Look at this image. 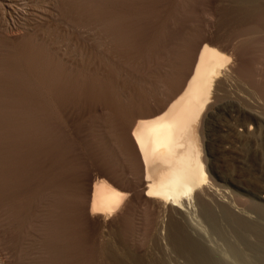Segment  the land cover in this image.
Masks as SVG:
<instances>
[{
  "label": "bare ground",
  "instance_id": "6f19581e",
  "mask_svg": "<svg viewBox=\"0 0 264 264\" xmlns=\"http://www.w3.org/2000/svg\"><path fill=\"white\" fill-rule=\"evenodd\" d=\"M57 1L56 3H59L61 8L69 10L70 14L67 13L66 16L73 19V27L81 33L89 32L91 34L92 42L91 40H88V42L93 43V45L91 44V47L88 49L85 47V41L81 44L79 42L76 44L78 56L80 58V63L78 62L79 64L77 66L63 64L62 62H64L65 59L61 61L58 56L50 55L51 51L48 53L43 44L40 48L39 46L33 47L34 45L32 46V44L27 45L26 43H22L24 46H21L25 48V51L20 52L17 51V44L16 46L14 44L11 49H7L8 52H6L7 50L5 49V52L0 53V223H3L4 219L8 220L9 218L10 222L13 221L16 225H24L25 223H22L23 215L21 212H25L27 209L26 207L29 203L28 198L30 196L28 192L35 186L37 187H35L34 190L40 187L46 190V192L45 195L41 196L40 200H38L40 204L43 203L44 206H42V208H44V214H41L44 220L42 219L43 222H41L39 219L40 223H38V225L42 223L44 237L40 243H36V245L39 244V263L84 264V261H81L79 258L81 254L84 255L83 253L85 251H80V247L82 246L78 238V227L81 224L86 225V228H88L86 229L87 234H92L89 238H93L92 236L95 235H93V233L97 229L99 233L103 232L104 230L102 229L104 225H106V222L126 205L125 202L127 198L130 200L132 197H128V195H132V193L129 194V190L119 188L116 183L109 182L110 180L108 181V178H106V180L105 176L103 177V175H106V172H110V174L114 172V164L116 162L121 161L123 163V168L125 164L127 171L124 170L126 173L122 174V172H124L122 171L123 169H119V171L117 170L118 167L115 169L116 173L114 175L117 174L116 176L127 179V182L133 181V179H138L137 183H140L139 180L142 182V195L144 198L142 202L144 203V205H142L143 221H147L146 218L149 213L146 212V208H149L147 207L149 202L154 201V204H156L158 208L157 212L155 210V213L159 212V214H161L166 205L174 206V208L177 209L184 208L182 206L185 205V199L193 195L195 188L200 190V185L207 177L200 136V123L204 115L203 112L210 102L213 91L220 86L219 84L221 81H219V75L223 71L222 68L229 62L230 55H232L225 53L226 51H224V48L217 44V32L215 31L213 33V31L206 28V26L208 23L213 24L214 22L218 24L222 22L233 23L234 26L237 27L236 29L234 28L236 37H242L243 40L247 41V46H251L249 39L257 31L258 25L250 24L249 19L260 9H264V0H210V5H207V3L205 4L204 0ZM205 2H207V0ZM204 18H206L205 22L200 24L199 21H202ZM233 40L235 42H232ZM232 41H229L230 47L236 48V46H238L236 40L232 38ZM242 42L244 43V41ZM88 46H90V44ZM237 50L239 49L237 48ZM236 51H234V53ZM21 62L22 65L26 66V69L16 65V63ZM245 64L246 62L242 64L240 68L238 67L239 69L237 68L238 70L236 71L238 77L240 76L239 78H243V80H247L248 74L245 70L248 64H246V66ZM251 68L249 66V69ZM231 73L228 72L227 75L225 74L226 80L228 74ZM234 73L229 77H232ZM234 77L236 78L237 75H234ZM234 77L230 78L232 79L230 82L233 81ZM250 77L251 76L248 78ZM221 78L223 79V77ZM125 79L132 80L131 82L134 81L137 83L138 87L140 86V91L137 90L134 98L131 94L132 91L125 87L124 90H120L123 91L121 97L120 94L119 96L115 95L117 91H114L115 94L113 93L112 84L119 83L120 86H124ZM236 79L234 81H236ZM245 80L244 83H248L245 82ZM236 82L239 83L240 81ZM238 83L235 84L234 82L233 85H237ZM114 84L113 87L115 86ZM117 86L118 85H116V87ZM144 86L150 87L149 89L151 90L149 91L148 89L149 95L141 91ZM242 86L247 87L248 84ZM258 87H260L259 90L262 88L261 94L264 95L263 87ZM117 88L119 89L120 87ZM160 88L163 89V92L158 91L159 94L157 96V92L155 91ZM247 88L250 89L251 87ZM256 89L258 88L256 87ZM241 91L240 89V92ZM253 91L254 89L249 91V93H254ZM252 95L250 94V98ZM258 96L262 97L260 91ZM253 97L255 98V96ZM213 100L211 99V101ZM262 100L260 101L262 102ZM80 106L83 107L84 111H87L85 109H92L91 107L94 106L98 107L100 111L98 120L104 128L105 141H103V139L95 141V139L94 144H90L91 149H89L91 153L93 151L92 155H94V160L96 159V161H98V166L102 168L98 174H92L91 172L80 173L78 171L77 168L79 167L77 166H79V163L77 164L78 154L76 146L72 148V151L69 147L67 148V144L65 143V137H67V135L64 136L63 134L67 131L64 129L63 132L61 131L65 125L63 114L67 112L69 115H66L69 117L71 116V112L73 113V111L78 110ZM120 110H123L122 112L126 114V120H122L121 116L119 120L116 116L115 111ZM92 112H94V110ZM74 113L73 115H75ZM77 118H75V122ZM132 121L133 123L129 128ZM84 122L82 121V123ZM78 123L79 122H77V124ZM92 130L93 129H91V131ZM83 133H85V131ZM88 133L90 134V132ZM72 138L73 137H71V139ZM70 145H74V143ZM82 155H84V153H82ZM81 162H84V160ZM93 163L95 164L96 162ZM117 165L118 164H116V166ZM82 171L83 170H81V172ZM117 182H120V180H117ZM122 183L125 184V181ZM128 183L130 186L131 183ZM128 183L124 186H127ZM137 183L135 181L136 185ZM137 186L139 187L140 184ZM40 188L38 190H40ZM136 188L134 186V189ZM139 190L138 193H141ZM196 190L195 193H198ZM34 192L35 193L31 195L37 193L36 191ZM33 197L31 196V198ZM141 197L140 194V198L137 199L143 200ZM202 201L203 200H201V203L204 202ZM30 202L32 204V200ZM228 202L226 201V203ZM229 204L231 203L229 202ZM38 206H36V208ZM200 206L201 205H199V207ZM205 206L206 209H204L205 207L202 208L204 212H208V214H206L207 212L205 214L206 216L209 215L211 219L209 221H214L213 223L217 224L220 218L219 213H217L218 211L216 212L213 210V205L209 207L205 204ZM223 207V217L229 220H227V222L231 225L232 230L234 224V227L236 226L242 231L241 233H245L244 231H246L245 234L250 232V234L254 235V233L257 232L261 240L264 238V233L260 229L261 232L257 229L258 226H255V229L252 222L251 225L243 220L244 217L240 219L239 216L238 218L237 214L239 212L235 214L232 211V213H234V215H232L227 211L229 210L228 207H226L227 209ZM33 209H35V207ZM121 211L124 212V210ZM152 211L154 212V210ZM41 212L43 213V210ZM37 213H39V211H37ZM19 214L22 216H19ZM32 215L30 214V216ZM41 215L39 214L40 217ZM157 215L158 214L155 216L154 214L155 218L159 216ZM235 215H237V217ZM36 217L38 216H35V218ZM115 217L118 218V216ZM25 218L27 219V217ZM117 218L115 219L117 223H119V219ZM152 218L151 216L149 217V222ZM111 219H113V217ZM157 219L158 218L155 220ZM155 220L153 221L154 226L149 225V222H147L149 224L144 222L143 224L152 226L151 229L153 228L155 232L156 227L162 224L160 218L158 219L159 221L161 220L160 222L158 221L155 223ZM205 220L207 221V219ZM34 221L32 222L34 223ZM91 221L94 227H91L92 225L90 226ZM37 222L39 221L37 220ZM180 222L181 221H174L171 223L168 239L173 244L179 246L182 250H180V252L187 253L192 262L196 264H207L205 261L209 257V259H211L213 254L210 253L211 256L209 254L207 255L208 257L205 256V254L208 253V248L207 253L203 254L200 249L201 246L199 247V245L203 243V240L202 243L198 240L200 244H197L194 240L195 235L192 238L190 233L187 232L188 230L186 231L187 228H185L184 224H180ZM126 224L129 223L127 222ZM218 224L217 228H219ZM38 225L36 226L38 227ZM130 225L131 224H129V226ZM3 226L7 228L6 224ZM127 226L128 225H124L123 227ZM188 226L191 227L190 224ZM37 227L34 229L36 232L38 230ZM20 228L23 227L21 226ZM38 228L41 229V227ZM149 228L150 227H148V229ZM238 229L235 228L234 230L237 231ZM8 230H10V228ZM250 230L253 231V233ZM20 231L22 232L23 230ZM20 231H16L17 234L18 232L20 234ZM117 231H114L116 232L115 237L118 235L120 238L119 240L123 241L122 238L125 239L126 237H124L123 234L125 229L123 231L118 229ZM144 231L142 230V232ZM247 231L249 232L247 233ZM3 232L1 231L2 234H4ZM11 232L12 231L9 232L10 236H12L10 234ZM238 232V235H240V231ZM227 233L228 231L226 232L227 236L230 235ZM37 234L39 233H36V235ZM219 234L221 233L219 232ZM5 235H3V237ZM214 235H217V233ZM7 236L5 237L8 238ZM241 236L244 237L245 235L241 234L240 237ZM237 237L239 239V236ZM242 237L240 239L244 241L243 239L248 236ZM127 238L125 240H127ZM250 238L252 239L251 235ZM4 239L5 238H3V240ZM10 239L9 237V239H5V241H10ZM14 239L11 241L13 242ZM231 240L233 241V239ZM11 241L9 242L11 246L17 244L14 243L12 245ZM144 242L147 243L146 241ZM144 242H142V245ZM9 243L8 246H10ZM244 243L246 245V241H244ZM261 243L264 244V239ZM229 245L231 247V244ZM251 245L250 247L253 246ZM112 246V244L111 247L108 246L106 251L110 254V257L113 256L114 258V254L117 252L113 250L114 247ZM259 247L261 248V246ZM111 250L114 251V254ZM232 250L238 253L236 248H232ZM205 251L206 250L203 252ZM117 255L118 254H116V256ZM182 256L180 257L182 258ZM110 261H114L112 263L110 262V264H123V262L119 260H112V257ZM134 262V264H137L138 260L135 259Z\"/></svg>",
  "mask_w": 264,
  "mask_h": 264
},
{
  "label": "rangeland",
  "instance_id": "374dc122",
  "mask_svg": "<svg viewBox=\"0 0 264 264\" xmlns=\"http://www.w3.org/2000/svg\"><path fill=\"white\" fill-rule=\"evenodd\" d=\"M205 1L206 0H204L205 4L206 3H207V5L211 4V3H209V2H211L210 0H207V2H205ZM56 2H58V1L57 0H0V53L5 52L8 48L11 49V47L14 46V44H15V46L17 44V46H18L17 51H19V52L25 51V48L22 47V46H24L22 43H26L27 45L32 44V46L34 45L33 47L39 46L40 48L43 44L45 50H47L48 53H50V51H51L50 55L58 56V58L61 61H63L65 59L64 62H62L63 64H65V65L70 64L72 66H75V65L77 66L80 63V61H79L80 58L78 56L76 44H78V42L81 44L82 42L85 41L86 43H84V44L86 46L85 45L84 46L89 49L91 47V44L93 45V43H91L92 42V36L89 32L81 33L75 27H73L72 26L73 19L66 16L67 13L70 14L69 10H67L66 8H61L60 4L56 3ZM55 6H57V7H55ZM205 19L206 18H204L202 21L200 20L199 21L200 24H203L205 22ZM64 20H66V21H64ZM249 21H250L249 22L250 24L258 25L257 31L249 39V41L251 42V46H247V41L243 40L242 37H236V34L234 31L237 27L234 26L233 23L222 22V23L218 24L217 22H214L213 24L208 23L206 26V28H209L210 30H212L213 33L215 31L217 32V35H218V37H216V38H218V41H216L217 44L221 45L224 48V51H226L225 53L232 54V55H230L229 62H227L224 65V67H223L224 69L222 68V70L224 72L221 70L222 71L220 73L221 76L219 75L220 79L219 78L218 79H219V81H221L222 85L220 83L219 84L220 86L217 87V89L215 88L216 90L213 91L212 96L210 98V102H209L207 108L205 109V111L203 112V114L205 116L203 115L201 123H200V127H201L200 128V136H201V141H202L203 159H204L205 167H206V171H207V177H206L205 181H203V183L201 184L202 186L200 185V190H198V188H195L193 195L191 196L192 198L190 197V198L185 199V201H184L185 205L182 206L184 208L177 209V208H174V206L172 207V206L166 205V207L164 208V211L161 212L162 215L159 214V212L155 213V210L157 212L158 208H157L156 204H154L155 203L154 201L149 202V204L147 206L149 208H146L144 206L146 208V212L150 214L151 218L154 216V214H155V216H156V214H158L159 216L157 215L158 217H156V218H158V219L160 218L162 220V222H161L162 224L161 225L159 224V226H158L159 228L156 227V230L154 232L153 228L151 229L152 226H148L147 224L150 223L149 225L154 226L153 221L156 219L155 216L150 220V222H149V217H150L149 214H147V218H146L147 221H143V218H142L143 217L142 216V212H143L142 205H144V203H142L144 201V198L142 195V193H143L142 192L143 186L141 185L142 182L139 180L140 183H137L138 179L137 180L133 179V181L132 180L128 181L131 183L130 184L131 188H130L129 183L127 182V179L118 177V176H116L117 174L114 175L116 173L115 169H117L118 167L119 168L117 170L123 169L122 171H124V170L127 171L125 164H124V168H123V163L121 161L116 162L114 164V172H111V174H110V172L109 173L106 172V175H103V177L105 176V179L108 178V181L110 180L109 182L116 183L119 188L129 190V194L132 193V195L130 194V196L128 195V197L132 196L131 198H133V199L130 198V200H128L129 198H127L128 202L126 201L125 202L126 205L123 206V208H121V210H124L125 213L122 212L121 210L118 211L116 213L117 215L115 214L114 216H112L114 220L111 219L112 218L111 217L106 222V225L107 224H109V225H107V227H106V225H104V227L102 229V230H104L103 232L99 233V230L97 229L93 233V235L95 234L94 236H92L93 238H89V237H91L92 234L91 235H90V233L87 234L86 229H88V228H86V225L81 224L78 227V229H79L78 230V238H79V242L82 246V247H80L81 248L80 251L81 252L85 251L83 253L84 255H82L80 252L81 255L79 256V258L81 261H84V264H102V263L103 264H110L111 257H112V260H115V259L119 260V261L123 262V264H134L135 259L138 260L137 264H188V262H189V264H196V263L192 262L190 256L187 253L180 252L181 249L179 248V246L176 244H173L168 239L169 227H170L171 223H173L174 221H176V222L181 221L180 224H184L185 228H187L186 231L188 230L187 232L190 233L191 237L193 238V236L195 235L194 240L197 244H200L199 241H201V243H202V240H203V243L199 245V247L200 246L202 247V248L200 247L202 253L203 254L207 253V248H208V253L205 254V256H207L208 254L211 256V254H213L211 256L213 258V259L211 258L212 260L209 259L210 258L209 257L207 259L209 261H207V260H206L207 262L205 261V263H207V264H228V263L229 264H264V248H263L264 244L261 243L264 238L261 240L260 239L261 237L255 231H254L255 236L253 234H250L249 231H247V233L249 232L248 233L249 235L245 234L246 231H244L245 233H241L242 231L239 230L236 226L234 227L233 223H232L233 224V230H232L231 225L229 224V222H227L228 219L223 217V210H222V207L224 206L225 208L226 207L229 208L230 211L229 210H227V211L229 213H231L232 215H234V213L237 214L238 212L241 213V214H239V213L237 214L238 218H239V216H240V219H242V217H244L243 220H245L246 222H248L250 224L252 222V224H254V227L258 226L257 229L258 230L260 229L264 233V198H263V196H264V109H263L264 108V102H263L264 101V95L261 94L262 88H261V90H259L260 87H258V86L263 87V93H264V9H260L258 12H256L252 16V18L249 19ZM88 33L90 34V37H89ZM230 33H232V34H230ZM232 38H234L236 40V43L238 45V46H236V48L230 47L229 41L230 40L232 41ZM239 38H240V40L244 41V43H246V44H244L242 41H240ZM88 40L89 41L91 40V42H88ZM87 42L90 44V46H88L89 44ZM232 42H235V41L233 40ZM238 42H239V44H238ZM253 43H255V44H253ZM20 46H21V48H20ZM237 48L239 50H237ZM234 51H236L235 52L236 54L234 53ZM6 52H8V50ZM67 60H70L71 62L67 61ZM245 62H246V64H248L250 66V68L252 67L251 69H249V66L248 65L246 66V64H245V66H246L245 70H246V73H248V74H247V80H245V79L244 80H245V82H248V83H244L243 78H239L240 76L238 77V74L236 73V71L240 68V66L242 64H244ZM231 63L234 65H232ZM16 65H18L20 68L26 69V66L22 65V62L16 63ZM228 67H229V69H228ZM228 72L229 73L232 72V73L228 74V77L226 80L225 76L227 75ZM253 72L255 75L253 74ZM233 73H234V75H237L236 78H238V79H236L234 77V75L232 77H234L236 79V81H240L241 86H240V82L238 83V82L234 81L235 80L234 78H233V81L235 82V84L236 83H238V84L233 85L234 82L233 81L230 82V80H232L230 78H232V77H229V76H231ZM249 76H251V77L248 78ZM221 77H223V79ZM224 77H225V79H224ZM118 79L120 81L119 77H118ZM228 79H229V81H228ZM131 81L132 80L125 79L124 86H120L119 83L118 84L113 83L115 85L113 87V84H112L113 93L115 94V92L117 91V94H115V95L119 96V94H120V97H121L123 91H120V90H124V87H125V88H128V90L132 91L131 94L134 98L135 94L137 93V90H139L140 86L138 87L136 82L133 81L134 82L133 83ZM222 81H224V82H222ZM258 83H259V85H258ZM126 84H128V85H126ZM247 84H248L247 87H251L252 89H254V91H253L254 93H252V92L249 93V91L252 90L251 88L248 89L246 86H242V85H247ZM116 85H118L117 87H120V88L118 89L116 87ZM115 87H116V89H115ZM256 87L258 89H256ZM149 88L150 87L144 86L141 91L147 95L148 92L151 90ZM239 88L242 90L241 92H240ZM148 89H149V91H148ZM135 90H136V92H135ZM238 90H239V92H238ZM258 90L260 91V95L262 97L258 96L259 95ZM158 91L163 92V89L160 88L159 90L155 91V92H157L156 93L157 96L159 94ZM255 93H257V94H255ZM250 94L251 95L254 94V95H252V97L255 96V98L254 97L250 98ZM256 97L259 99H257ZM211 99L212 100L214 99V100L211 101ZM260 100H262V102ZM81 107L82 106L78 107V110L73 111V113L77 111L76 113H74L75 115H73L72 112L70 114L71 116H69V117H67V115H69V114H67V112L63 114L64 120H65V125L63 126L64 128H62L61 131L63 132V129L65 131H67L66 133H63L64 136L67 135V137H65V140H66L65 143L67 144V148L69 147L72 151V148L76 146L77 154H78L77 157L80 158V159L77 158V164L79 163L78 164L79 166H77V167H79V168H77L78 171L80 173L91 172L92 174H98V172H100L102 170V168H100L98 166V164H97L98 161H96V159L94 160V158H93V156H94V155H92L93 151L91 153L89 151V149H91L90 147H91V145L94 144L95 139H96L95 141H97L98 139H103V141H105V137H104L105 132H103L104 128H103L101 122H99V120H98V118H99L98 116L100 114V111H99L98 107H95V106L91 107L92 109H89L90 111L88 109H85L87 111H84L83 107L82 108ZM80 108H81V110H80ZM91 110L92 111L94 110L95 113L92 112ZM122 111L121 110L115 111L116 113L115 112L114 113L116 114V116L118 117L119 120H120V116H121L122 120H126L127 116ZM65 115L67 118L65 117ZM78 115L81 117H79ZM84 117H85V119H84ZM75 118H77L76 122H75ZM84 120H85V122H84ZM70 121H72V122H70ZM82 121L84 123H82ZM91 121H92V123H91ZM96 121H97V123H96ZM77 122H79V123L77 124ZM66 123H67V125H66ZM132 123H133V121L130 123L129 128L131 127ZM67 127H69V128H67ZM90 128L95 130V131H93V130L91 131ZM69 130H70V132H69ZM86 130H87V132H86ZM71 131H72V135H71ZM80 131H81V133H80ZM84 131H85V133H83ZM88 132H90V134ZM67 133H69L70 135ZM94 134H96V135H94ZM87 136H88V139H90V140L87 139ZM71 137H73V138L71 139ZM69 138H70V140H69ZM92 138H94V139H92ZM71 143H74V145H70ZM85 146H87V147H85ZM79 151H81V152H79ZM82 153H84V155H82ZM95 156H96V153H95ZM88 157L90 158V160ZM86 158H88V159H86ZM83 160H84V162H81ZM93 162H96V163L94 164ZM116 164H118V165L116 166ZM121 164H122V167H121ZM115 166H116V168H115ZM81 170H83V171L81 172ZM123 173H126V172L124 171V172H122V174ZM107 174H109V175H107ZM111 175H113L114 177ZM114 179H117L118 181L120 180V182H117V180H114ZM124 181H125V184L128 183L127 186H124L125 184L122 183ZM135 181H136L137 185L140 184L141 187L140 186L139 187H140L141 191L139 190V187L135 184ZM133 184H134L135 188L137 187L136 189H134ZM35 187H37V186H35ZM35 187H33L28 192V195L30 194V196L28 198L29 203H28L26 208L30 209V210L26 209V211H27V212L25 211L26 214L24 211L21 212V214L23 216L21 214H19V216H22V218H23L22 223H25L24 225L21 224V226L23 228H20L21 227L20 224L16 225L15 223H13L12 220H11L12 222H10L9 218H8V220L4 219L3 220L4 222L3 223L1 222L2 224L0 223L1 224L0 225L1 226L0 234L2 235V237L0 235V245H2V246H0V257H1L0 263H4V264H40L39 263L40 262L39 244L36 245V243L37 242L40 243L44 237V229L42 228V223H41V225L40 224L38 225V223H40V220H41V222H43V220H44V217L42 216L44 214V208H42L43 203L40 204V202L38 200H40L41 196L45 195L46 190H43L40 187H38L34 190ZM39 188H40V190H38ZM132 189H134V190H132ZM138 190L141 193H138ZM195 190L198 191V193H195ZM34 191H36L37 193L31 195L32 193H35ZM212 192H213V194H212ZM222 193H223V195H222ZM140 194L142 196L141 198H143V200L139 199L141 202L137 199V198H140ZM197 195H199V196H197ZM31 196L32 197L34 196V197L31 198ZM193 197H195V198H193ZM35 199H36V201H35ZM188 199H190V200H188ZM31 200H32V204L30 202ZM201 200L204 201V202L202 201L204 203V205H203V203H201ZM130 201H132V202H130ZM226 201L227 202L229 201L231 204H229V202L226 203ZM130 203L132 206L130 205ZM205 204H207L209 207H212V205H213L214 209L213 208L212 209L216 212L218 211L217 213H219L220 218H219V222H217V224L219 223L218 224L219 228H217L218 226L216 223L215 224L213 223L214 221H212V222L209 221V220H211L209 215L206 216V214H208V212L207 211H206L207 213L204 212V209H206ZM38 205L41 207H39ZM127 205L128 206L130 205V206L128 207ZM199 205H201V206L199 207ZM36 206H38V207L36 208ZM34 207H35V209H33ZM202 207L203 208L205 207V208L203 209ZM134 208L137 210H135ZM41 209L43 210V213L41 212L42 211ZM35 210L39 211V213H37V211H35ZM152 210H154V212ZM32 211H34V212H32ZM232 211L234 213H232ZM137 212H139V213H137ZM150 212H152V213H150ZM123 213L125 215L127 213L128 214L125 216ZM133 213H135V214H133ZM173 213H174V215H173ZM24 214H25V217H27L28 221L24 217ZM30 214L31 215L33 214L34 216L33 215H32L33 217L30 216ZM39 214L40 215L42 214L41 217L39 216ZM121 214H122V217H121ZM119 215H120V217H119ZM237 215H235V216L237 217ZM35 216H38V217L35 218ZM115 216H118V218ZM203 217L205 219H207V221ZM250 217H251V219H250ZM115 218L119 219L118 220L119 223H117V220ZM120 219H122V220H120ZM158 219L155 220V223H157L159 221ZM202 219H203V221H202ZM252 219H253V221H252ZM37 220L39 222H37ZM124 220H125L124 225H128L127 227H123L124 226L123 225ZM32 221H34V223ZM126 221L131 225L129 226V224H126L127 223ZM8 222H9V224H8ZM143 222L144 223L149 222V223L144 225ZM90 223H91L90 226L92 225L91 227H94L92 224V221ZM113 223H114V225H113ZM120 223H122V224H120ZM211 223H213V224H211ZM4 224H6L7 228L5 226H3ZM189 224L191 225V227L188 226ZM207 224H210V225H207ZM10 225L11 226L13 225L12 228ZM36 225H38V227H41V229H39ZM118 225H119V227H118ZM195 226H196V228H195ZM36 227L38 229L37 232H36V230H34V229H36ZM121 227L125 229L123 234H124V237L126 236L125 239L128 236L127 240H125L124 238H122L123 241L119 240L120 238L118 237V235H117V237H115L116 232H114V231H117L118 229H120L122 231L124 230ZM148 227H150V228L148 229ZM256 227H255V229H256ZM9 228H10V230H8ZM17 228H18V230H17ZM145 228H146V230H145ZM199 228L201 229V231ZM235 228L238 230L237 231L234 230ZM1 229H3V230H1ZM28 229H29V231H28ZM159 229H161V230H159ZM217 229H218V231H217ZM20 230H23L22 231L23 233ZM142 230L143 231L145 230V231L142 232ZM213 230H215V231H213ZM222 230H224V231H222ZM1 231L2 232L6 231V232H3L4 234H2ZM10 231H12L10 233L12 236L9 235ZM16 231H20V234L18 232V234H19L18 235ZM227 231H228L227 234H230L228 236L226 235ZM233 231L236 235L233 233ZM238 231H240V235L243 234L246 237L248 236L247 238H244L245 236L244 237L241 236L242 238H244L243 240L246 241V245H245L244 241H242V239H240L241 237H240V235H238L239 234ZM25 232H26V234H25ZM112 232H114V233H112ZM132 232H134V233H132ZM145 232H146V234H145ZM212 232H214V233H212ZM219 232L221 234H219ZM251 232L253 233V231H251ZM36 233H39V234L36 235ZM117 233H118V231H117ZM126 233H127V235H126ZM216 233H217V235H214ZM224 233H225V235H224ZM113 234H114V236H113ZM132 234H133V236H132ZM148 234H150L151 236ZM3 235H5V236L8 235L7 236L8 238H6L5 236L3 237ZM13 235H14V237H13ZM15 235L17 236L18 240H17ZM98 235H99V237H98ZM250 235H251L252 239L250 238ZM237 236H239V239ZM9 237L11 238L10 241L13 240L14 238L17 240L16 241L14 239L13 242L11 241L12 245L14 243H17V244H14L15 246L14 245L11 246V243H9L10 242L9 240L5 241V239H9ZM227 237H230L231 239H233L234 242L230 238H227ZM254 237H255V239H254ZM3 238H5V239L3 240ZM226 238H227V240H226ZM116 239L118 242L116 241ZM245 239H247V240H245ZM248 240L250 242L251 241H254V242L250 243ZM98 241H100V242H98ZM105 241L106 242L108 241L107 244ZM141 241L142 242L146 241L147 243L144 242L142 245ZM150 241H151V243H150ZM226 241L228 242V244ZM4 242H6V243L8 242L10 244V246H8V243L6 244ZM248 243H250V244H248ZM4 244H6V245H4ZM111 244L113 245L112 247H114L113 250L114 251L116 250L115 252H117L114 254V251L111 250V252L114 254L115 259L113 258V256L110 257V254H108V252L106 251L108 246L111 247ZM229 244H231V247ZM247 245H248V247H247ZM250 245L254 249L252 247H250ZM254 245L256 248L254 247ZM258 245L261 246V248ZM233 246H235V247H233ZM257 247H259V248H257ZM13 248H15V249H13ZM16 248H17V250H16ZM22 248H23V250H22ZM232 248L233 249L236 248L238 253H235L232 250ZM261 249H263V250H261ZM204 250H206V251L203 252ZM170 251H172V252H170ZM148 252H149V254H148ZM179 252H180V254H179ZM142 253H144V254H142ZM116 254H118V255L116 256ZM240 254H241V256H240ZM108 255H109V257H108ZM128 255H129V257H128ZM177 256L178 257L182 256V258L181 257L178 258ZM184 256H185V258H184ZM89 257H91V258H89ZM95 258H97L98 260ZM1 259H3V260H1ZM155 261H156V263H155ZM112 262H114V261H112Z\"/></svg>",
  "mask_w": 264,
  "mask_h": 264
}]
</instances>
